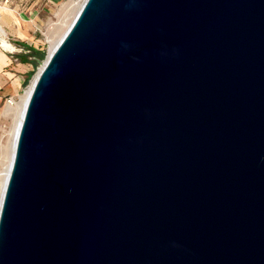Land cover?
Instances as JSON below:
<instances>
[{"label":"water","instance_id":"95a60500","mask_svg":"<svg viewBox=\"0 0 264 264\" xmlns=\"http://www.w3.org/2000/svg\"><path fill=\"white\" fill-rule=\"evenodd\" d=\"M0 264H264V0H85L23 113Z\"/></svg>","mask_w":264,"mask_h":264},{"label":"rangeland","instance_id":"374dc122","mask_svg":"<svg viewBox=\"0 0 264 264\" xmlns=\"http://www.w3.org/2000/svg\"><path fill=\"white\" fill-rule=\"evenodd\" d=\"M81 0H0V25L6 32L11 50H1L8 59L0 68V177L5 168L6 146L15 111L9 110V101L19 102L45 61L51 41L60 35L75 13ZM65 21V24L59 27ZM60 30V31H59ZM59 32V33H58ZM20 44H24L22 46ZM28 47L42 52L31 55ZM11 99V100H10Z\"/></svg>","mask_w":264,"mask_h":264},{"label":"bare ground","instance_id":"6f19581e","mask_svg":"<svg viewBox=\"0 0 264 264\" xmlns=\"http://www.w3.org/2000/svg\"><path fill=\"white\" fill-rule=\"evenodd\" d=\"M84 2H85V0H81V2L79 4H78V1L70 3L69 9H73L75 7V5H77L75 13L72 16L71 21L67 25H65L64 31H62V33L60 35H57V37L53 41H51V44L49 46L47 57H46L45 61L41 64L38 72L34 75V77L32 78L31 82L29 83L27 88L24 90L23 94L19 96V102L18 103H15L13 101L9 102L8 109L15 111V117H14L13 124H12V126L10 128V131H9V136H10L9 142H8V145L5 147L6 148V153H5L4 158L6 160L5 161L6 164H5V168H4V170H3L2 174H1V177H0V206H1V202H2V196H3V193H4L6 181H7V178L9 176L10 167H11L13 156H14L15 144H16V136H17L20 124L22 122L23 113H24L27 101H28V99L30 97L33 85H34L39 73L43 69L47 59L49 58L51 53L54 51V49L56 48V46L58 45L60 40L63 38L64 34L66 33V31L70 27L71 23L75 19L77 13L81 9V7L84 4ZM63 24H65V21L62 24H60L59 27L61 28V26ZM6 37H7L6 36V32L0 25V49L4 50V51L5 50H11L12 51V46H10V44L6 40ZM7 59H8V57L4 53H2L0 51V65L5 63V61Z\"/></svg>","mask_w":264,"mask_h":264},{"label":"trees","instance_id":"16d2710c","mask_svg":"<svg viewBox=\"0 0 264 264\" xmlns=\"http://www.w3.org/2000/svg\"><path fill=\"white\" fill-rule=\"evenodd\" d=\"M20 45L25 46L24 44H20ZM28 50L31 52V55H33V56L35 54L40 55V53H42V52L38 51L37 49H35L33 47H28Z\"/></svg>","mask_w":264,"mask_h":264},{"label":"crops","instance_id":"0c3cea01","mask_svg":"<svg viewBox=\"0 0 264 264\" xmlns=\"http://www.w3.org/2000/svg\"><path fill=\"white\" fill-rule=\"evenodd\" d=\"M2 65H0V68H1Z\"/></svg>","mask_w":264,"mask_h":264},{"label":"built area","instance_id":"2783aa9c","mask_svg":"<svg viewBox=\"0 0 264 264\" xmlns=\"http://www.w3.org/2000/svg\"><path fill=\"white\" fill-rule=\"evenodd\" d=\"M11 100V99H10ZM9 102H11V101H9Z\"/></svg>","mask_w":264,"mask_h":264}]
</instances>
